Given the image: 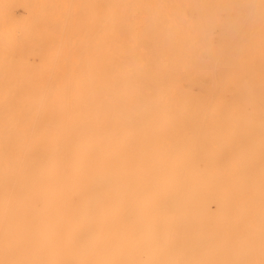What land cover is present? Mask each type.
<instances>
[{
  "label": "bare ground",
  "instance_id": "obj_1",
  "mask_svg": "<svg viewBox=\"0 0 264 264\" xmlns=\"http://www.w3.org/2000/svg\"><path fill=\"white\" fill-rule=\"evenodd\" d=\"M54 4L0 0V264H185L186 181L227 176L211 134L256 154L264 0Z\"/></svg>",
  "mask_w": 264,
  "mask_h": 264
},
{
  "label": "rangeland",
  "instance_id": "obj_2",
  "mask_svg": "<svg viewBox=\"0 0 264 264\" xmlns=\"http://www.w3.org/2000/svg\"><path fill=\"white\" fill-rule=\"evenodd\" d=\"M66 1L55 0L53 6L61 19ZM27 13L26 7L17 5L6 10L2 23L6 28H11L17 20L26 18ZM38 50V46H34L35 53ZM51 79L60 83L62 74L56 76L47 71L42 77V84L49 83ZM9 82L12 83V80L9 79ZM254 134L259 139L255 156L249 152V146L243 137L237 138L238 147L234 149L222 146L211 134L210 148L215 151L214 154L227 176L225 179L211 177L209 180L199 181L194 178L186 181L191 185L200 184V187L186 190V216L189 224L179 223L183 240L189 241L188 250L191 252L185 264H264L263 123H258ZM205 136L207 137L206 133ZM201 162L199 161L200 167ZM254 164L258 165L257 170L253 167ZM256 171L258 177H253ZM174 194L172 203L178 211L181 194ZM185 244L183 243L182 249L187 247Z\"/></svg>",
  "mask_w": 264,
  "mask_h": 264
}]
</instances>
